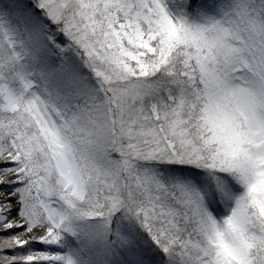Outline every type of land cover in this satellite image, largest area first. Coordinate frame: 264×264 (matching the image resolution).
Returning <instances> with one entry per match:
<instances>
[{
    "label": "snow or ice",
    "instance_id": "6c2138e0",
    "mask_svg": "<svg viewBox=\"0 0 264 264\" xmlns=\"http://www.w3.org/2000/svg\"><path fill=\"white\" fill-rule=\"evenodd\" d=\"M0 264H264V0H0Z\"/></svg>",
    "mask_w": 264,
    "mask_h": 264
}]
</instances>
